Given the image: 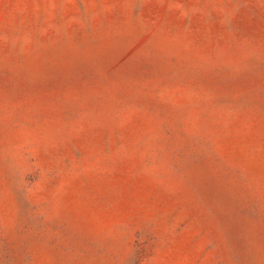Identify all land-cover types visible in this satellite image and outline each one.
I'll return each instance as SVG.
<instances>
[{
  "label": "rangeland",
  "instance_id": "obj_1",
  "mask_svg": "<svg viewBox=\"0 0 264 264\" xmlns=\"http://www.w3.org/2000/svg\"><path fill=\"white\" fill-rule=\"evenodd\" d=\"M0 264H264V0H0Z\"/></svg>",
  "mask_w": 264,
  "mask_h": 264
}]
</instances>
